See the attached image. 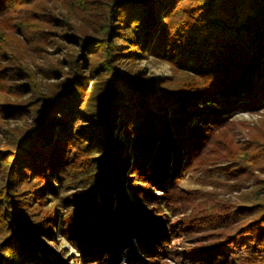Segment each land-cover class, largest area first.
Returning <instances> with one entry per match:
<instances>
[{
    "label": "trees",
    "instance_id": "trees-1",
    "mask_svg": "<svg viewBox=\"0 0 264 264\" xmlns=\"http://www.w3.org/2000/svg\"><path fill=\"white\" fill-rule=\"evenodd\" d=\"M51 2L79 46L43 68ZM1 117L23 121L0 123V264H52L38 245L58 239L77 264L264 261V0H0Z\"/></svg>",
    "mask_w": 264,
    "mask_h": 264
},
{
    "label": "rangeland",
    "instance_id": "rangeland-1",
    "mask_svg": "<svg viewBox=\"0 0 264 264\" xmlns=\"http://www.w3.org/2000/svg\"><path fill=\"white\" fill-rule=\"evenodd\" d=\"M50 7L55 12V14L60 17V21L55 22V27L53 28L49 25H45L46 27L49 26L48 29H50L51 33L49 35L50 39H48L44 47L31 49L32 45H30V53L32 55V59H29V61L31 62V64H38V66L43 68H50L52 66L65 64L63 58L66 55L68 47L61 44H65L67 42L69 44H75V47L79 46L77 43H73V41L69 39L67 41L66 39L68 34H72L71 31L73 29V26L81 24L80 16L73 9L65 8L61 4L55 5L53 2H51ZM137 64L138 66H144L148 74L159 78L170 75L172 73L168 62L152 54H147L145 58L138 59ZM123 74L126 82L129 83L128 75L125 74V72H123ZM44 80L46 81V79ZM87 88H90V86L88 85ZM29 94L30 91H25L19 95V98H27ZM237 117L247 119L251 123H254L258 119L259 115L256 113L241 111L237 114ZM28 119L29 116H27V120ZM22 121L23 117L18 118V120L16 118L6 117H1L0 119V123L3 126H14L17 123H21ZM243 131L244 133L239 137V140L241 141L246 138L247 135L245 134L247 133L248 129H244ZM120 136L122 140H125L123 134H121ZM232 172H235L234 167H218L216 170H214L212 178L221 183L227 179L234 180L237 176ZM243 178H245V175L243 176ZM182 185L186 188L192 189H212L214 186L209 183V178H205V175L200 172H187L182 179ZM178 241L179 240L174 241V243ZM38 246L41 252L46 253L52 264H77L75 262V256L77 255L75 248L67 242L58 239L57 243H39ZM67 250L70 251L68 255L66 254ZM261 255L264 257V253H261ZM255 256L256 255L254 254V250L252 248H244L234 249L232 257L237 264H264V261L257 259ZM122 264H125V262H122ZM155 264L177 263L170 259L158 258L157 260H155Z\"/></svg>",
    "mask_w": 264,
    "mask_h": 264
}]
</instances>
